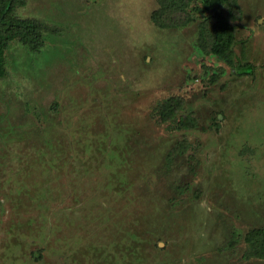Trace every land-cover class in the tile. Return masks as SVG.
<instances>
[{
    "label": "rangeland",
    "instance_id": "1",
    "mask_svg": "<svg viewBox=\"0 0 264 264\" xmlns=\"http://www.w3.org/2000/svg\"><path fill=\"white\" fill-rule=\"evenodd\" d=\"M238 2L235 63L253 64L249 74L200 52L199 19L155 26V0L16 7L48 28L38 50L13 40L5 51L0 264H264L242 257V234L264 226V0ZM171 95L195 112V129L166 130L157 104ZM113 183L126 193L110 194ZM89 195L100 202L91 209ZM110 197L127 216L111 228L115 244Z\"/></svg>",
    "mask_w": 264,
    "mask_h": 264
},
{
    "label": "trees",
    "instance_id": "2",
    "mask_svg": "<svg viewBox=\"0 0 264 264\" xmlns=\"http://www.w3.org/2000/svg\"><path fill=\"white\" fill-rule=\"evenodd\" d=\"M25 0H0V77L6 74V59L5 51L9 43L13 40H18L20 43L26 45L29 49L36 51L43 45V32L48 26L41 20L32 17H20L16 13V7L22 5ZM156 6L150 11V21L159 28H179L183 27L194 20H198L196 46L201 53L208 54L214 57H218L225 61L228 65L235 67L237 74H249L253 72L254 65L248 62L235 63V44L236 39V27L232 21L240 20L242 16V9L238 0H155ZM240 66V67H239ZM239 67V68H238ZM220 71L212 72L210 83H217L221 73ZM157 104L159 105V115L162 123H165L166 130H184L195 129L197 127L198 118L192 109H188L184 106V98L179 95H171L163 98ZM56 103H54V106ZM188 148V140L184 137L182 140L176 142L166 153L165 165L166 168L172 163L173 157L177 154H183L184 150ZM123 165L120 168H124ZM114 169V168H110ZM124 170V169H123ZM114 171V170H112ZM117 177V176H115ZM114 177V178H115ZM110 183L111 180H110ZM189 184V182H187ZM93 187H99L97 184ZM187 186V185H186ZM121 187V186H120ZM87 189L88 187L85 186ZM119 189L120 194H125L127 190H123L117 187L116 184H110V194L114 193L111 189ZM178 191L180 185L175 187ZM103 191V190H101ZM72 194V192H70ZM180 193V192H179ZM107 192L104 194V196ZM78 194L73 193V197L76 198ZM103 196V194H101ZM103 196V197H104ZM172 197L170 202L174 203ZM110 197V212L115 216L117 210L121 209V206L115 207ZM119 203L120 200H115ZM74 208L79 206V200H74ZM89 202V207L94 203H100L96 201L90 195L86 197V201ZM102 202V201H101ZM111 217L110 220V244L114 243L112 238H115L111 229L113 225L117 229H120V223H117L118 218H122L121 224L125 222V218L122 215ZM131 218L127 224L130 229H135ZM93 224V223H91ZM112 224V226H111ZM97 227H102V223ZM96 228V225L94 226ZM120 230H118L119 232ZM133 232V231H132ZM123 234L119 237L123 239ZM130 243L137 241V236L133 232L132 235L128 234ZM123 241V240H122ZM128 240L125 239V242ZM239 238H236L235 234L231 235V238L227 241L229 247H234L238 243ZM243 251L242 257L245 259H264V226L258 225L249 227L242 234ZM115 244V243H114ZM160 248V247H159ZM222 248V247H221ZM138 257V256H137ZM136 258V257H135Z\"/></svg>",
    "mask_w": 264,
    "mask_h": 264
},
{
    "label": "crops",
    "instance_id": "3",
    "mask_svg": "<svg viewBox=\"0 0 264 264\" xmlns=\"http://www.w3.org/2000/svg\"><path fill=\"white\" fill-rule=\"evenodd\" d=\"M96 229H98V228H96Z\"/></svg>",
    "mask_w": 264,
    "mask_h": 264
}]
</instances>
